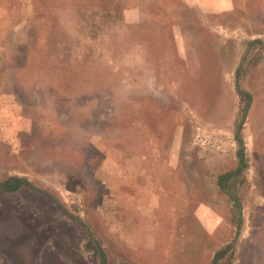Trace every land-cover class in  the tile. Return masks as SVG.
I'll list each match as a JSON object with an SVG mask.
<instances>
[{
	"label": "rangeland",
	"instance_id": "374dc122",
	"mask_svg": "<svg viewBox=\"0 0 264 264\" xmlns=\"http://www.w3.org/2000/svg\"><path fill=\"white\" fill-rule=\"evenodd\" d=\"M102 1L0 0V264H264V0Z\"/></svg>",
	"mask_w": 264,
	"mask_h": 264
},
{
	"label": "trees",
	"instance_id": "16d2710c",
	"mask_svg": "<svg viewBox=\"0 0 264 264\" xmlns=\"http://www.w3.org/2000/svg\"><path fill=\"white\" fill-rule=\"evenodd\" d=\"M100 1L103 2L102 0H100ZM98 2H99V0H98ZM239 93L241 96L246 97V99L248 101H250L252 99L251 95L248 92L245 93V92L239 91ZM237 141L239 143L238 145H240V149L238 152L239 167L236 170V173L238 174V172L240 173L247 166V163H246L245 148H244V145H242L243 141L239 138V136H237ZM236 173L221 176V178H220L221 186L224 188L226 182L229 181V178L231 176L237 175ZM26 185H28V183L26 182L25 179L19 178V177H11V178H8L7 180H5L4 182L0 183V190H2L5 193H12V192L19 191L22 187H24ZM239 223H240V219H239ZM232 251H233V245L232 244H230L226 248L218 251L216 253L214 259L212 260L213 264H233L232 260H231L233 257ZM101 255L103 256V262L102 263L104 264L106 262V256L104 254H101Z\"/></svg>",
	"mask_w": 264,
	"mask_h": 264
},
{
	"label": "crops",
	"instance_id": "0c3cea01",
	"mask_svg": "<svg viewBox=\"0 0 264 264\" xmlns=\"http://www.w3.org/2000/svg\"><path fill=\"white\" fill-rule=\"evenodd\" d=\"M220 12H225V13H228L230 12L229 10H220ZM239 138L242 140V138L239 136Z\"/></svg>",
	"mask_w": 264,
	"mask_h": 264
}]
</instances>
